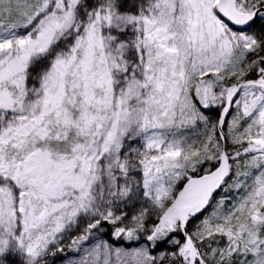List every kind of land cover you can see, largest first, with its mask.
Wrapping results in <instances>:
<instances>
[{"label":"snow or ice","instance_id":"obj_1","mask_svg":"<svg viewBox=\"0 0 264 264\" xmlns=\"http://www.w3.org/2000/svg\"><path fill=\"white\" fill-rule=\"evenodd\" d=\"M0 264H264V0H0Z\"/></svg>","mask_w":264,"mask_h":264}]
</instances>
